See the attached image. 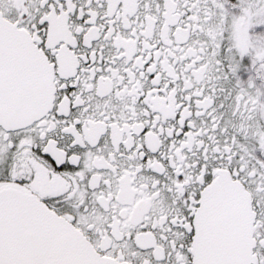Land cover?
Listing matches in <instances>:
<instances>
[{
    "label": "snow or ice",
    "instance_id": "snow-or-ice-1",
    "mask_svg": "<svg viewBox=\"0 0 264 264\" xmlns=\"http://www.w3.org/2000/svg\"><path fill=\"white\" fill-rule=\"evenodd\" d=\"M0 264H264V0H0Z\"/></svg>",
    "mask_w": 264,
    "mask_h": 264
}]
</instances>
